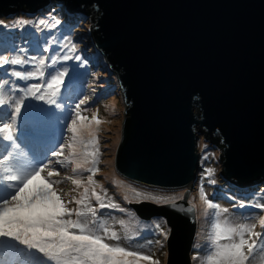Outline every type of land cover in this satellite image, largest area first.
Wrapping results in <instances>:
<instances>
[{
	"label": "water",
	"instance_id": "water-1",
	"mask_svg": "<svg viewBox=\"0 0 264 264\" xmlns=\"http://www.w3.org/2000/svg\"><path fill=\"white\" fill-rule=\"evenodd\" d=\"M53 8L84 21L77 30L105 56L121 91L109 181L184 191L175 207L146 202L134 211L165 219L167 264H193L198 146L223 158L226 177L241 184L234 189L264 188V0H0V18L19 23Z\"/></svg>",
	"mask_w": 264,
	"mask_h": 264
},
{
	"label": "snow or ice",
	"instance_id": "snow-or-ice-1",
	"mask_svg": "<svg viewBox=\"0 0 264 264\" xmlns=\"http://www.w3.org/2000/svg\"><path fill=\"white\" fill-rule=\"evenodd\" d=\"M58 24L59 20L51 27ZM39 25L47 26L44 20ZM12 51L16 54L0 52V264H160L154 253L142 250L144 245L121 243L139 235L124 219L115 221L120 230L104 219L102 210H128L95 178L101 171L100 126L106 121L98 118V110L90 118L83 114L91 99L83 95L88 60L66 38L52 37L36 55L24 48ZM214 171L205 170L208 177ZM64 183L71 188L66 191ZM130 191L137 200L175 207L174 198ZM252 195L255 199L249 203L245 197L233 207L259 213L246 212L242 222H234L230 209L209 200L201 186L199 197L212 219L207 249L194 255V261L264 264V189ZM154 228L163 240L147 244L163 247L169 232L160 223Z\"/></svg>",
	"mask_w": 264,
	"mask_h": 264
},
{
	"label": "rangeland",
	"instance_id": "rangeland-1",
	"mask_svg": "<svg viewBox=\"0 0 264 264\" xmlns=\"http://www.w3.org/2000/svg\"><path fill=\"white\" fill-rule=\"evenodd\" d=\"M46 13L47 14H45L44 12L43 15L40 16H38V13L27 20L29 22L28 24L20 26H17L18 23L13 20H10L8 18H0V21L3 22L2 24H0V43L9 45V47L8 45H0V52L5 55L11 56L16 54L14 51H12V49L24 48L28 50V55H36L38 54L36 51L37 48L43 49L44 47L48 46V43L52 41V37H55L57 40L66 38L72 43H75L82 55H86L87 53H89L88 56L84 55L86 59L90 56L91 60L87 59L88 75L85 78L86 83L83 86V95H87L91 99L86 106L89 111L83 114L87 115L90 118L92 116V113L97 112L98 110V118L106 121L100 126L101 131L99 133V139L102 155L99 168L101 171L95 178L105 186L110 197H112L117 203H119L121 207H124L128 210V212L126 213H120L119 211L115 210H102V212L104 213V219L108 220L110 224H115V221L124 219L132 233H138L139 235H136V238L131 241L122 240L121 243H124L126 246L128 244H131L133 247L142 244L144 245V248L142 249L143 251L149 254L154 253V258L158 259L160 261V264H167V241L164 242L163 247H160V245L155 243H152L151 245L147 244V240H163V237L156 234L155 232V223H160L163 229L165 231H168L170 234V228L167 226L165 219H163L162 217L150 216V211L147 210V208H143L147 210L143 213L146 217L150 216L149 219L139 217L134 211L135 205H141L146 202L154 203L156 205L166 204L156 203L151 200H137L134 193H132L129 189L120 186L118 189H122L124 193L123 195H118L116 192V187L118 185L110 182L106 174V153L122 108L121 91L113 75L109 62L104 58V55L102 53H100L97 49H95L92 45L84 40L76 27L72 29V31L74 32L71 33L64 24L61 25L64 22V19H56L54 14L52 15V12ZM40 20H44L47 26L39 25ZM57 20L60 21V24H58L55 28H52L51 25L54 24ZM13 44H15L16 47H14ZM52 46L55 47V44L53 43ZM95 61H97L96 64L93 63ZM73 63L76 62H67L68 65H72ZM17 69L19 70V66H17ZM80 71L83 72L84 69H80ZM33 103L38 102L33 101ZM67 103L72 104L73 100H68ZM198 153L200 155L201 168L197 172L198 177L196 182V191L192 193L190 198L191 205H193L197 210L198 218V231L194 242L192 257L197 253H200L201 255L205 253L208 245V233L212 219L211 210H208V212L206 213L205 208L203 209L204 212L199 208L198 197L201 186L203 187V190L207 194L209 200H213L214 203H218L222 207H227L230 209V213L228 215L233 219L234 222H242L244 220V216L242 214L246 212L259 213L260 211L258 209L251 208H234L233 204H236L238 201L244 199L245 197H248V199H244V202L249 203L250 200L255 199L252 194H259L260 191H240L234 189L231 181L225 176V174H223V158L213 159L208 157L201 146H198ZM205 156H207V159H205ZM209 168L215 170L212 177H208L206 175L205 170ZM63 171L65 170H62V172ZM66 171L68 172V174H71L70 169ZM87 175L88 173H84V179L87 178ZM209 179H215L216 183L210 184L208 182ZM61 187L67 191L71 188V185L69 183H64L61 185ZM142 193H151L152 195L156 196L171 197L175 199V202L183 199L184 196V191L171 192L151 190ZM125 195L128 196L127 201L124 200ZM231 197H235V199H231ZM130 213H134V215ZM204 215L206 216V221L203 222L202 218ZM115 227L120 230L119 224H115ZM256 230L261 231L259 226ZM201 232L205 234L201 240H198ZM149 233L152 234L149 235ZM121 235H123L122 230ZM197 245L199 247H195ZM192 262L193 264H199L198 261H194L193 259Z\"/></svg>",
	"mask_w": 264,
	"mask_h": 264
},
{
	"label": "trees",
	"instance_id": "trees-1",
	"mask_svg": "<svg viewBox=\"0 0 264 264\" xmlns=\"http://www.w3.org/2000/svg\"><path fill=\"white\" fill-rule=\"evenodd\" d=\"M54 4H55V2H53ZM53 4H50L46 9H51V6H52ZM43 7V6H42ZM42 7H40V8H42ZM43 10V9H40V10H38L39 11V15L38 16H40V15H43V13L45 12V11H47V10ZM88 10V9H87ZM52 11V15H53V13H56V12H60L61 14H60V19L62 20V19H64V22L61 24V25H65L67 28H68V30H69V32H71V33H73L74 31H72V29H74L80 22H83L84 23V21L83 20H80V18H77L76 20H73V21H69L68 19H67V17H66V12L65 11H63V10H60V11H58L57 9H52L51 10ZM82 11V10H81ZM84 11H86V10H84ZM90 11H91V13H93V11L90 9ZM16 13V10L14 9V10H12L11 12H8V13H6V16L7 15H14ZM45 14H47L46 12H45ZM4 18H6L5 16H4ZM82 25V24H81ZM81 25H79V27L78 28H81ZM96 28V27H95ZM95 31H96V29H95ZM94 31V32H95ZM78 40V39H77ZM82 44H83V42H82ZM0 45L1 46H5V45H8V44H4V43H0ZM13 46L14 47H16V45L15 44H13ZM18 46V45H17ZM8 47H9V45H8ZM78 52H79V50H78ZM80 53V52H79ZM81 54V53H80ZM82 55V54H81ZM85 55V54H84ZM84 55H82L83 57H84ZM87 56L89 55V53H87L86 54ZM85 55V56H86ZM85 58V57H84ZM107 58H108V56H107ZM87 59L88 60H91V58H90V56L89 57H87ZM106 59V58H105ZM213 142L216 144V145H218V146H221V142L219 141L218 142V140H216V138H214L213 139ZM224 174V173H223ZM226 176V175H225ZM231 184H232V186H234L235 188H238V189H241V184H239L238 182H236V181H234V180H231ZM259 185V183L258 182H254V183H251V184H245L244 185V187H257ZM119 188V186H117L116 187V192H117V194L118 195H123V191H122V189H118ZM256 190H257V188H256ZM194 191H196V188H195V190Z\"/></svg>",
	"mask_w": 264,
	"mask_h": 264
},
{
	"label": "bare ground",
	"instance_id": "bare-ground-1",
	"mask_svg": "<svg viewBox=\"0 0 264 264\" xmlns=\"http://www.w3.org/2000/svg\"><path fill=\"white\" fill-rule=\"evenodd\" d=\"M198 202H199V208L201 211H203V209L205 208V205L203 204V202L200 200V197H198ZM204 212V211H203ZM202 221H206V216L204 215L203 218H202ZM205 233L201 232L200 235H199V239L198 240H201L203 238Z\"/></svg>",
	"mask_w": 264,
	"mask_h": 264
},
{
	"label": "clouds",
	"instance_id": "clouds-1",
	"mask_svg": "<svg viewBox=\"0 0 264 264\" xmlns=\"http://www.w3.org/2000/svg\"><path fill=\"white\" fill-rule=\"evenodd\" d=\"M104 58H105V56H104ZM107 60V59H106ZM94 64H96L97 63V61H95V62H93ZM231 181V180H230ZM198 231V230H197ZM193 249H194V245H193ZM192 252H193V250H192ZM191 257H192V253H191Z\"/></svg>",
	"mask_w": 264,
	"mask_h": 264
}]
</instances>
